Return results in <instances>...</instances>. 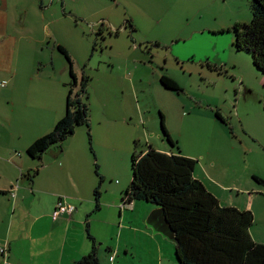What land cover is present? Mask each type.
I'll return each instance as SVG.
<instances>
[{"label":"rangeland","instance_id":"374dc122","mask_svg":"<svg viewBox=\"0 0 264 264\" xmlns=\"http://www.w3.org/2000/svg\"><path fill=\"white\" fill-rule=\"evenodd\" d=\"M251 3L9 0V36L18 39L21 48L13 70L0 69V81L9 82L0 85V119L32 123L21 127L0 123V150H8L7 156L13 160L27 158L33 169L38 166V161L26 154V136L45 135L55 125L49 113L55 108L53 91L61 85L56 80L59 64L52 60L62 58L60 62L68 63L58 46L52 57L55 41H60L70 52L79 77L78 84L72 85L74 79L68 70L67 87L63 86L77 92L82 78L89 79V99L84 97V101L90 106L96 159L86 126L78 127L69 140L75 154L83 148L93 161L97 182L95 162L103 176L102 209L90 216V232L97 239L101 264H180L176 243L155 235L147 225L149 214L157 206L134 200L137 206L133 211L122 205L132 181V155L150 146L174 152L180 149L183 155L197 159L195 176L208 188L227 194H219L223 205L250 209L254 203L257 221L262 222L253 228L264 225V187L252 176L256 173L264 178V74L249 52L235 48L232 31L236 23L250 22ZM0 6H4L2 0ZM15 71L20 80L10 98V76ZM163 74L175 79L182 91L165 88L160 82ZM160 111L179 149L163 138ZM50 160V155H44V163ZM244 172L249 174V186L241 183ZM38 212L36 201L26 215L16 214L12 229L14 235L19 233L14 237L21 242L14 247L13 259L8 260L12 264H19L13 260H19L23 249H56L54 254L58 253L55 239L42 235L48 224L30 223ZM10 225L8 217L0 224V232ZM47 233L56 237L57 231L50 235L48 229ZM0 240L1 248L6 238ZM4 248L8 253L7 244Z\"/></svg>","mask_w":264,"mask_h":264},{"label":"trees","instance_id":"16d2710c","mask_svg":"<svg viewBox=\"0 0 264 264\" xmlns=\"http://www.w3.org/2000/svg\"><path fill=\"white\" fill-rule=\"evenodd\" d=\"M252 18L247 23H236L234 46L252 55L254 64L264 74V0H252ZM70 66L71 78L77 79L74 62L68 49L58 45ZM95 49V46L94 48ZM81 90L74 92L70 87L66 102V113L52 131L37 138L26 150L29 159L38 161V166L24 174L33 182L44 165V155L53 149L63 151L64 145L78 127L86 126L92 146L90 106L87 81L82 78ZM161 84L170 90L181 92L178 82L163 74ZM72 85H76L72 83ZM71 86V84H70ZM161 114L163 138L179 149L165 124ZM217 116L224 120L219 114ZM198 160L183 155L180 149L174 152L160 151L150 146L145 151L132 155V181L122 200L127 207L134 200H144L164 209L167 220L175 230L177 244L176 256L180 264H264V243L253 239L250 229L255 223L250 209L223 205L205 183L195 176ZM99 184L94 190L96 207L88 214L85 229L92 244L89 254L74 261L73 264H101L98 256L97 239L90 232V216L101 210V186L103 176L95 162ZM255 181L264 187V178L254 176ZM0 191V195H7Z\"/></svg>","mask_w":264,"mask_h":264},{"label":"crops","instance_id":"0c3cea01","mask_svg":"<svg viewBox=\"0 0 264 264\" xmlns=\"http://www.w3.org/2000/svg\"><path fill=\"white\" fill-rule=\"evenodd\" d=\"M2 1L4 6H0V22L3 25V28L0 27V69L12 68L13 70V61L17 57L16 52L18 48L20 52L21 44L18 39L10 38L9 36V22L11 17V13L8 11L9 0ZM55 42L56 45L53 48L52 57H55V53H57L56 46L62 45L66 47L60 41ZM58 59L59 60L54 58L52 61L54 64L56 62L59 64L60 69L56 80L59 82V85H61V88L59 86L57 90L53 91L55 108L49 113V117L51 121L54 120L55 125L65 112L66 98H68L67 92H69V89L66 88L68 83L67 73L68 70L70 71L69 64H66L64 62L65 60L60 62L62 58ZM75 73L76 75L78 74L76 71ZM18 75L19 74L15 71L10 76L13 82V87L9 89L11 93L10 98L17 92V79L20 80ZM59 77L61 78L60 81H58ZM8 84L9 82L7 85ZM63 84H65L66 87H64ZM0 123L4 126L21 127L25 124H31L32 122L26 119H0ZM52 129L50 131H52ZM1 132L2 130L0 129V140L2 138ZM15 133L16 132H13L12 134ZM19 136L22 138L24 137L22 133L19 134ZM41 136H26L28 141L26 150ZM160 150L171 152L169 149ZM75 151L74 145L70 140H67V144L65 143L63 151L57 150L48 152L46 155H50L51 160L44 163L39 176L34 179L33 182H30L24 177V174L33 169L31 162L26 160L27 158L25 157L20 161L16 159L13 160L7 156L9 153L8 150H0V191L8 192L7 195H0V224L6 222L8 217L11 218V225L9 228L4 232H0V237L6 238L4 245L7 244L9 247L8 253L4 255L1 253L2 259L0 260V264L3 263L4 258L11 261L14 257V247L20 246L21 239L18 240V237H14L19 235V233L14 235L12 229L16 214L21 212V214L26 215V210H33L36 201L40 208V212L34 216L33 221L30 223L31 225L40 226L48 224L47 230L49 229L52 231L50 235L55 234L53 231H57L56 237H49L47 230L45 233H42V235L46 239L54 238L57 247H59V251L57 254H54L56 249H44L40 250L39 254L37 250L33 249H23V251L19 249L20 258L19 260L13 261L19 264H73L74 261L90 253L92 244L88 236H86L85 222L88 214L92 213L96 207L94 190L98 186L99 181L97 182V178L93 174V164L91 163L93 161L89 159L88 154H86V152L84 153L83 148L80 152L78 149L79 153L77 154L74 153ZM255 175L256 173L252 176ZM240 177L241 183L249 186L247 183L249 174L244 172ZM253 180L255 179L253 178ZM48 185L54 186V189H50L47 187ZM208 189L215 194L220 201L221 198L219 194L225 197L227 195L224 193H217L210 188ZM61 197H67L68 203L74 204L76 210L72 214H64L58 220H54L51 214L55 210ZM131 203V207L127 208L135 211L137 203L134 204V201ZM114 204L115 202L112 203V206H114ZM248 208L252 210L255 217V223L250 229L251 235L255 241L264 243V225L259 228H253L255 225L262 222L257 221L258 213L254 208V203ZM30 238H34L32 232L30 233ZM62 246L63 249H60ZM99 251L98 249V254L100 253ZM9 252L11 255H9Z\"/></svg>","mask_w":264,"mask_h":264},{"label":"water","instance_id":"95a60500","mask_svg":"<svg viewBox=\"0 0 264 264\" xmlns=\"http://www.w3.org/2000/svg\"><path fill=\"white\" fill-rule=\"evenodd\" d=\"M73 82H76V84H78L77 79H75ZM147 225L152 229L155 235L160 234L177 244L175 230L167 220L164 209L162 207H157L149 214L147 218Z\"/></svg>","mask_w":264,"mask_h":264},{"label":"built area","instance_id":"2783aa9c","mask_svg":"<svg viewBox=\"0 0 264 264\" xmlns=\"http://www.w3.org/2000/svg\"><path fill=\"white\" fill-rule=\"evenodd\" d=\"M7 83L8 82L6 80L0 81V85L3 86V87L6 86ZM131 205H132V203H130L127 207H131ZM75 210H76V206L74 204L68 203L67 197H61L59 199L57 205H56L55 210L52 213V217H53L54 220H58L62 215H64V214H72L73 212H75ZM0 251L4 255L7 250L4 248V246H2L0 248ZM2 264H12V263L9 262L6 258H4Z\"/></svg>","mask_w":264,"mask_h":264}]
</instances>
